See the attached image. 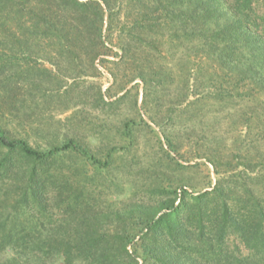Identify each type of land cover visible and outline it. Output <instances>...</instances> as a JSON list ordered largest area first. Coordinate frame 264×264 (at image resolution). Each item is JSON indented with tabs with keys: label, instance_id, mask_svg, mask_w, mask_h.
Here are the masks:
<instances>
[{
	"label": "rangeland",
	"instance_id": "1",
	"mask_svg": "<svg viewBox=\"0 0 264 264\" xmlns=\"http://www.w3.org/2000/svg\"><path fill=\"white\" fill-rule=\"evenodd\" d=\"M0 19H5L3 12ZM16 33L21 39L14 43L0 35L4 134L40 151L73 139L104 163L72 150L35 161L37 170L47 175L49 219H61L63 210L77 200L101 211L142 206L144 215L168 198L181 217L186 211L179 206L183 196L194 204L192 197L202 192H207L203 210L210 218L217 215L215 221L221 219L223 195L234 206L232 217H240L237 206L242 203L232 200L248 192L254 208L256 198V208L264 207V168L257 158L253 161L264 150V91L247 84L240 70L197 58L173 36L150 37L143 47L132 45L124 53L113 47L102 60L92 61L90 52L74 49L56 57L58 61H47L40 59L32 40L25 43L27 35L19 28ZM3 156L19 168L32 161L17 149L0 146ZM7 174L0 175L3 188L16 184ZM13 190L6 193L12 200ZM4 201L0 196V205ZM168 212L153 210L155 218ZM198 214L191 230L207 237L210 228L205 226L211 223L204 219L196 225ZM129 222L136 225L139 219L132 216ZM227 231L223 244L234 252L224 257L240 260L245 247L236 233ZM145 237L152 240L153 235ZM54 264H63V259H54ZM138 264H145L142 255Z\"/></svg>",
	"mask_w": 264,
	"mask_h": 264
},
{
	"label": "trees",
	"instance_id": "2",
	"mask_svg": "<svg viewBox=\"0 0 264 264\" xmlns=\"http://www.w3.org/2000/svg\"><path fill=\"white\" fill-rule=\"evenodd\" d=\"M2 12L1 37L20 41L19 28L21 35H27L25 43L32 40L39 47L40 59L55 61L80 49L91 53L90 60H102L113 47L124 53L132 45L143 47L150 37L173 36L182 49L194 50L197 58L219 68L240 70L247 84L264 91V0H0ZM0 146L32 158L30 166L20 168L7 156L0 159V175L8 173L16 183L8 186L16 189L13 200L6 195L8 188L0 185V196L5 198L0 205V264H54L60 257L63 264H138L141 255L145 264H264V207L256 208L258 198L255 208L249 203L250 192L232 200L235 205L242 201L237 206L240 217H232L234 206L223 195L218 221L217 215L210 218L203 210L207 192L192 197L194 204L183 196L179 206L186 211L181 217L169 198L144 215L142 206L101 211L77 200L63 210L61 219L52 221L47 175L37 170L35 161L72 150L104 163L73 139L40 151L0 128ZM255 158L264 168V150ZM157 208L169 212L155 218ZM196 210V225L204 219L211 223L205 226L210 228L207 237L191 230ZM132 216L138 224H127ZM227 230L236 233L245 247L240 260L224 257L234 252L223 244ZM149 232L152 240L145 237Z\"/></svg>",
	"mask_w": 264,
	"mask_h": 264
}]
</instances>
